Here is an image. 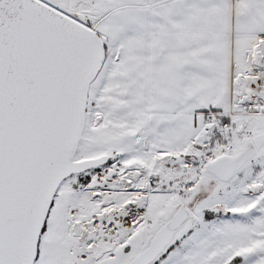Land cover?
<instances>
[{
  "label": "snow or ice",
  "instance_id": "6c2138e0",
  "mask_svg": "<svg viewBox=\"0 0 264 264\" xmlns=\"http://www.w3.org/2000/svg\"><path fill=\"white\" fill-rule=\"evenodd\" d=\"M0 264H264V0H0Z\"/></svg>",
  "mask_w": 264,
  "mask_h": 264
}]
</instances>
